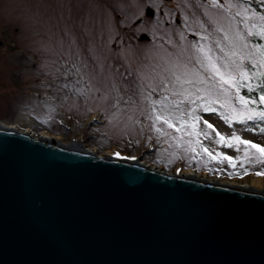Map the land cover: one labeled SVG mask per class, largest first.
I'll return each instance as SVG.
<instances>
[{
  "label": "rangeland",
  "instance_id": "1",
  "mask_svg": "<svg viewBox=\"0 0 264 264\" xmlns=\"http://www.w3.org/2000/svg\"><path fill=\"white\" fill-rule=\"evenodd\" d=\"M148 3L157 11L153 18L146 15ZM226 4L233 10L227 11L219 1L216 6H209L203 0H0V121L17 123L19 130L35 137L47 131L56 143L62 142L58 140L61 136L64 144L71 143L72 136L76 141L78 136L89 150L102 152L117 147L171 174L183 164L182 173L193 171L202 179L256 189L253 177L264 166L253 167L255 161L244 165L237 162L233 169L227 163H219V157L211 160L206 153L200 154L199 147L186 153L183 147L175 146L170 136H160L155 127L180 137L183 131H190L187 125L177 132L162 122L154 125L149 119L152 101L165 95L169 101L182 99L172 97L161 83L172 79L177 63H187L205 78L211 75L206 67L200 68L198 59H203V53L199 47H210V55L220 58L219 66L230 51L243 54L256 51L252 45L264 46V37L257 35L264 25L259 19L264 16V0L257 3L263 11L249 7L247 0H226ZM244 9L247 21L244 15H237ZM225 32L237 44L236 49L224 39ZM237 32L245 37L247 49L240 47ZM143 33L151 40H141ZM204 63L207 65L206 60ZM242 63L249 76L239 92L244 96L247 85L264 80V66L253 65L251 59ZM149 94L151 100L147 99ZM221 103L222 98L214 105L216 112L197 108L196 114L225 137L235 132L264 146V133L260 131L264 123L233 121L229 125L220 115L226 111ZM232 104L239 106V101L233 99ZM193 106L187 101L182 104L189 110ZM159 108L156 105L157 112ZM27 122H32L34 128L26 129ZM172 123L181 127L178 121ZM197 130L208 129L200 122ZM212 137L199 139L214 156H243V151L216 144L218 137L214 133ZM245 167L247 173L243 171ZM229 172L236 174L229 176Z\"/></svg>",
  "mask_w": 264,
  "mask_h": 264
},
{
  "label": "water",
  "instance_id": "2",
  "mask_svg": "<svg viewBox=\"0 0 264 264\" xmlns=\"http://www.w3.org/2000/svg\"><path fill=\"white\" fill-rule=\"evenodd\" d=\"M0 264H264V192L0 125Z\"/></svg>",
  "mask_w": 264,
  "mask_h": 264
},
{
  "label": "snow or ice",
  "instance_id": "3",
  "mask_svg": "<svg viewBox=\"0 0 264 264\" xmlns=\"http://www.w3.org/2000/svg\"><path fill=\"white\" fill-rule=\"evenodd\" d=\"M216 0H213L215 3ZM247 9H244L242 12H238L237 15H244L245 21L248 17L245 15ZM260 21H264V16L259 17ZM245 27H248L245 23ZM223 31V29H218ZM249 34H251V29H249ZM264 37V25L261 26V31L257 33ZM240 41V47L242 49H247L248 44L245 42V37L239 32L236 33ZM207 39V37H205ZM224 39L228 40L229 45L232 49L237 48V44L229 38L228 34L225 32ZM217 44H220V41H216ZM252 48L256 51H248L241 54L239 51H230L225 54L224 63L222 65L217 64L219 57H213L210 55L212 49L208 46H201L198 48L200 53H203V59H198L200 68H207L211 73L210 76L205 78L201 75L199 71L189 68L188 64L185 63L181 65L177 63L174 66L172 71V79L167 81H162V85L165 88V91L171 92L172 97H181L182 99H172L169 101L167 95L163 96L160 100L152 101V111L149 115V119L153 120L154 125L156 123H161L167 125L169 129L175 128L177 132H182L185 125L190 129V131H183V135L177 137L171 133L165 131L162 127H155V131L160 136H170L171 141L175 142V146L183 147L184 151L195 152L196 148L201 149L200 154L206 153L211 160H217L219 157V163H227L230 167L235 169L237 167V162H240L241 165L252 164L253 167L256 165L264 166V146L261 144L253 143L251 140L243 139L240 136L236 135L233 132L229 137H225L221 132L217 131L213 124L209 123L207 119H204L202 116L197 115V108L203 112H216L217 109L214 105L221 100V108L226 109V111L220 112V115L223 117L225 123L231 125L233 121L239 122L240 124H246L248 121H264V110H258L255 107H249V105L261 104L264 105V80L257 85H247L248 91H253V88L260 89V95L258 98L253 97L251 99L246 98L245 96L239 95L241 87H244V81L249 79L248 73L245 71L244 64L242 61L244 59H251L253 65L257 63L260 66H264V46L261 45H252ZM221 52L224 49H220ZM257 56H259V61H257ZM191 59V58H190ZM207 61L205 65L204 61ZM259 77V73L256 74ZM239 77V79H237ZM172 85L171 88L168 86ZM227 85V87H226ZM235 89V91H231ZM151 100V94L147 97ZM236 99L239 101V106L232 104V100ZM187 101V103L194 105L190 110L182 107V104ZM200 101L201 103H197ZM156 105H159V111L156 110ZM185 116L188 119H185ZM172 121H178L181 124V127H176ZM202 122L206 125L208 130L198 131V125ZM260 131L264 133V128H261ZM212 133L215 134L218 139L214 142L216 144H224L228 148H235L237 152L243 151V156L232 157L226 155L225 153H217L213 155L207 147H205L201 141L200 137L203 136L205 139L212 140ZM183 136L194 137V139H183ZM243 145V149H241ZM119 156V153L116 154ZM211 172L212 169L210 168ZM245 173L248 172V169L245 167L243 169ZM236 173L229 172L228 175L232 176ZM257 176L264 175V170L257 171Z\"/></svg>",
  "mask_w": 264,
  "mask_h": 264
},
{
  "label": "bare ground",
  "instance_id": "4",
  "mask_svg": "<svg viewBox=\"0 0 264 264\" xmlns=\"http://www.w3.org/2000/svg\"><path fill=\"white\" fill-rule=\"evenodd\" d=\"M2 124H6V125H8V124H14V125H16L17 123H10V122H7V121H5V120H2ZM18 125V124H17ZM25 127H26V129H29V130H31V129H33L34 128V124L32 123V122H27L26 123V125H25ZM49 133L47 132V131H45V132H41V136H48L49 137ZM51 140H53V139H51ZM54 140H55V138H54ZM53 140V141H54ZM61 144H64L65 143V141H62V142H60ZM72 145H74V146H80V147H82V148H84L85 150H89L88 148H87V146H85V145H83V144H80V143H76V144H72ZM113 151L110 149V148H106V149H104L102 152H99V151H97L96 153L98 154V155H110L111 153H112ZM158 169V168H157ZM166 171V170H165ZM166 172H168V171H166ZM192 172V174H194V172L193 171H191ZM169 173V172H168ZM189 173V171L187 172V171H185L183 174H181V176H189V177H193L192 175H190V174H188ZM172 174H175L174 172L172 173ZM201 179V178H200ZM253 182H254V185H256L257 187H255L254 186V188H256V190L258 191V192H264V190H262L263 189V185H264V177H257V176H254L253 177ZM229 184H231V183H229Z\"/></svg>",
  "mask_w": 264,
  "mask_h": 264
},
{
  "label": "flooded vegetation",
  "instance_id": "5",
  "mask_svg": "<svg viewBox=\"0 0 264 264\" xmlns=\"http://www.w3.org/2000/svg\"><path fill=\"white\" fill-rule=\"evenodd\" d=\"M169 1V0H168ZM204 2H206L209 6L210 5H214V6H216V4H217V2L219 1V2H221V3H223L224 4V8L227 10V11H229V10H233L228 4H226V0H216V2L215 3H213V0H203ZM257 3H258V0H247V4H248V6L249 7H252V8H254L256 11H263L262 9L260 10V6H257ZM211 6V7H212ZM146 9H145V12H147V8L148 7H152L153 9H154V11H153V16L151 17V18H153V17H155L156 15H157V11H156V9L152 6V4H146ZM263 8V7H262ZM174 10L176 11V13H178V11H177V9L176 8H174ZM147 14V13H146ZM176 22L177 23H181V20L179 19V18H176ZM191 35V38H193V39H195V36L194 35H192V34H190ZM149 40V39H148ZM151 40V39H150Z\"/></svg>",
  "mask_w": 264,
  "mask_h": 264
},
{
  "label": "trees",
  "instance_id": "6",
  "mask_svg": "<svg viewBox=\"0 0 264 264\" xmlns=\"http://www.w3.org/2000/svg\"><path fill=\"white\" fill-rule=\"evenodd\" d=\"M261 80H259L257 83H260ZM243 94L245 97H248V98H253V97H256L258 98L259 95L261 94L260 93V89L258 88H253V91H246L245 89L243 90ZM253 107L257 108L258 110H264V105H261V104H256V105H253ZM264 121H260V124H263Z\"/></svg>",
  "mask_w": 264,
  "mask_h": 264
}]
</instances>
